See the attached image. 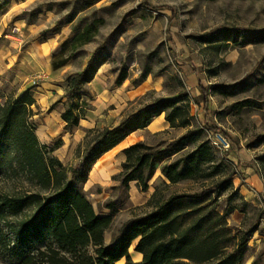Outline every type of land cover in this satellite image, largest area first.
<instances>
[{
	"label": "rangeland",
	"instance_id": "1",
	"mask_svg": "<svg viewBox=\"0 0 264 264\" xmlns=\"http://www.w3.org/2000/svg\"><path fill=\"white\" fill-rule=\"evenodd\" d=\"M98 19L102 22L93 40L80 48L75 59L54 70L52 58L61 44ZM123 21L127 31L88 84L90 95L75 97L91 107L85 121L66 128L61 117L68 103L66 78L81 71L96 47ZM229 27L249 31L255 41L218 49L200 40ZM122 70L128 76L118 86L115 81ZM220 84L237 87L233 94H223L213 89ZM201 86L209 89L207 105ZM0 93L3 102L25 93L34 98L30 123L47 151L67 167L80 163L100 131L147 104L158 99L185 104L190 126L145 132L138 141L163 148L189 129L201 128V138L213 146L216 162L222 164L221 173L210 181L169 184L158 164L143 192L135 181L129 187L121 185L124 148L109 151L99 162L103 172L97 173L93 166L84 185L99 214L111 213L107 203L116 208L105 242L116 239L130 219L151 212L156 202L222 183L221 210L228 202L236 208L228 223L256 227L245 264H264V0H0ZM217 132L229 139L230 150L214 146ZM240 187L252 193L249 201ZM33 188L24 177L0 178V198ZM155 191L156 198L150 201ZM13 220L0 217V240L10 247L16 241L10 227ZM136 243L130 248L133 260L138 257L133 253ZM0 264L15 263L0 256ZM117 264H124V259Z\"/></svg>",
	"mask_w": 264,
	"mask_h": 264
},
{
	"label": "trees",
	"instance_id": "2",
	"mask_svg": "<svg viewBox=\"0 0 264 264\" xmlns=\"http://www.w3.org/2000/svg\"><path fill=\"white\" fill-rule=\"evenodd\" d=\"M101 22L98 19L86 24L61 44L52 58L53 69L75 59L80 48L93 40ZM126 31L123 21L96 47L85 67L66 78L68 103L61 115L66 128L77 127L85 119L91 107L84 106L87 102H76L75 97L90 95L88 84L110 60L116 42ZM200 40L221 49L228 43L246 45L255 38L249 31L229 27ZM127 76L126 70H122L116 85H122ZM236 87L220 84L213 89L233 94ZM201 91L207 105L209 89L201 86ZM34 103L29 93L5 102L0 93V178L24 177L34 186L30 192L7 193L0 198V217L14 218L10 227L16 236L12 247L0 240L1 257L14 260L15 264H117L122 259L124 264H245L256 227L244 229L228 223L236 208L228 202L221 210L222 183L156 202L151 212L125 223L110 243L105 242V233L116 208L107 203L111 213L99 214L84 190L96 161L156 117L165 114L171 128L190 126L188 106L176 99H158L147 104L116 126L100 131L80 163L67 167L47 151L32 127ZM202 132L201 128L189 129L163 148L144 141L125 148L126 160L118 174L121 185L129 187L135 181L139 190L147 191L158 164H162L161 173L169 184L213 180L223 167L216 162L213 146L201 138ZM175 154L180 155L172 159ZM156 193L150 201L155 200ZM135 240V250L143 254L141 261L131 257L130 248Z\"/></svg>",
	"mask_w": 264,
	"mask_h": 264
},
{
	"label": "crops",
	"instance_id": "3",
	"mask_svg": "<svg viewBox=\"0 0 264 264\" xmlns=\"http://www.w3.org/2000/svg\"><path fill=\"white\" fill-rule=\"evenodd\" d=\"M48 45L51 46L52 44L49 43ZM83 121H85V120H83ZM167 126L169 127L170 124H169V122L166 121L165 116H163V114H162V115L156 117L146 128H144V129H138V130L132 132L131 134H129L123 141H121L113 149H115L117 147L124 148L125 149V148L129 147L130 145H133L136 142H138L139 138L145 132H154V131H157L159 128H165ZM113 149H111V150H113ZM108 152H106L105 154H107ZM105 154H103L102 156H104ZM102 156L94 164V167L97 168V170H96L97 173L99 171L98 170L99 166H97V165H99V162H100V159L102 158ZM165 180L167 182H169L166 178H165ZM237 187H238V185H237ZM240 192H241V194L245 195V199H247V201H249V199L251 198V194L252 193L250 194L249 192H247L246 190H244L243 187H240ZM130 253H131V257H132V252H130ZM133 253H135V254L138 255V257L135 258L134 261H141L143 259V254L141 252H139V251H136L135 248H134ZM124 263H125V259H124Z\"/></svg>",
	"mask_w": 264,
	"mask_h": 264
},
{
	"label": "built area",
	"instance_id": "4",
	"mask_svg": "<svg viewBox=\"0 0 264 264\" xmlns=\"http://www.w3.org/2000/svg\"><path fill=\"white\" fill-rule=\"evenodd\" d=\"M213 144L215 147L225 151L230 150L231 148L229 139L225 136V134L221 132H217L214 134Z\"/></svg>",
	"mask_w": 264,
	"mask_h": 264
},
{
	"label": "bare ground",
	"instance_id": "5",
	"mask_svg": "<svg viewBox=\"0 0 264 264\" xmlns=\"http://www.w3.org/2000/svg\"><path fill=\"white\" fill-rule=\"evenodd\" d=\"M97 166H99L98 170H100L101 168H103V167H100V165H97ZM101 171L103 172V170H102V169H101Z\"/></svg>",
	"mask_w": 264,
	"mask_h": 264
}]
</instances>
